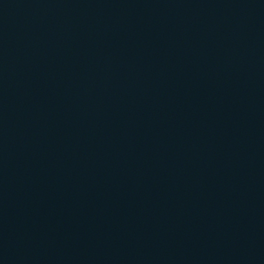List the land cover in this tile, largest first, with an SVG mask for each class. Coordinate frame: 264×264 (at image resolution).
<instances>
[{"label":"water","instance_id":"95a60500","mask_svg":"<svg viewBox=\"0 0 264 264\" xmlns=\"http://www.w3.org/2000/svg\"><path fill=\"white\" fill-rule=\"evenodd\" d=\"M0 264H264V0H0Z\"/></svg>","mask_w":264,"mask_h":264}]
</instances>
